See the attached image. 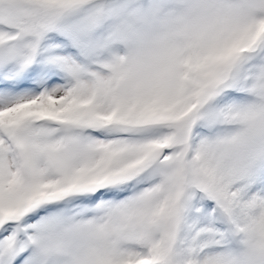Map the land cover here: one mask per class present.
Instances as JSON below:
<instances>
[{"label": "snow or ice", "instance_id": "6c2138e0", "mask_svg": "<svg viewBox=\"0 0 264 264\" xmlns=\"http://www.w3.org/2000/svg\"><path fill=\"white\" fill-rule=\"evenodd\" d=\"M0 264H264V0H0Z\"/></svg>", "mask_w": 264, "mask_h": 264}]
</instances>
